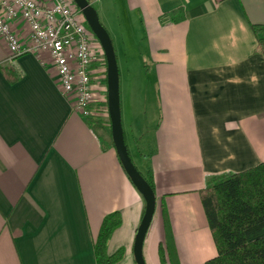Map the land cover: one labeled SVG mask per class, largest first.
<instances>
[{"label":"crops","instance_id":"0c3cea01","mask_svg":"<svg viewBox=\"0 0 264 264\" xmlns=\"http://www.w3.org/2000/svg\"><path fill=\"white\" fill-rule=\"evenodd\" d=\"M98 2L114 44L120 34L140 35L124 78L139 82L149 69L157 83L158 117L147 137L142 112L121 116L136 168L147 162L154 177L145 262L163 264V204L174 255L167 264H205L216 256L199 196L206 177L264 161V51L250 27L264 25V0H122L121 14L114 0ZM179 8L184 18L174 22ZM16 30L26 37L21 24ZM89 118L73 110L51 66L33 54L10 59L0 39V264H97L94 239L114 211L121 224L107 253L122 248L117 264H136L145 202L119 162L109 118L96 130Z\"/></svg>","mask_w":264,"mask_h":264},{"label":"built area","instance_id":"2783aa9c","mask_svg":"<svg viewBox=\"0 0 264 264\" xmlns=\"http://www.w3.org/2000/svg\"><path fill=\"white\" fill-rule=\"evenodd\" d=\"M0 39L10 59L33 54L51 66L75 112L109 118L104 51L73 0H0Z\"/></svg>","mask_w":264,"mask_h":264},{"label":"trees","instance_id":"16d2710c","mask_svg":"<svg viewBox=\"0 0 264 264\" xmlns=\"http://www.w3.org/2000/svg\"><path fill=\"white\" fill-rule=\"evenodd\" d=\"M170 18L174 22L182 20L183 9L171 11ZM250 27L256 36V51H264V25L252 24ZM87 120L94 130L106 121L109 123V120L99 117ZM145 166L146 170L138 171L155 193L153 171L147 162ZM199 196L216 247V256L205 264H264V161L240 172L207 176ZM161 207L166 237L165 243L159 247L160 259L167 264L174 259L173 243L165 207L163 204ZM120 224L119 211L102 219L93 243L97 264H117L122 260V248L114 254L107 253L108 241Z\"/></svg>","mask_w":264,"mask_h":264},{"label":"water","instance_id":"95a60500","mask_svg":"<svg viewBox=\"0 0 264 264\" xmlns=\"http://www.w3.org/2000/svg\"><path fill=\"white\" fill-rule=\"evenodd\" d=\"M73 1L81 10L88 27L99 41L104 51L107 66V110L112 142L122 168L145 202L144 213L136 230L133 255L136 264H146L143 256V243L155 212L156 196L152 188L136 168L126 146L121 122L119 72L110 35L100 23L95 9L88 0Z\"/></svg>","mask_w":264,"mask_h":264},{"label":"rangeland","instance_id":"374dc122","mask_svg":"<svg viewBox=\"0 0 264 264\" xmlns=\"http://www.w3.org/2000/svg\"><path fill=\"white\" fill-rule=\"evenodd\" d=\"M93 7L98 8V5L100 2L99 0L95 1L93 0ZM105 1V0H103ZM116 2V9L118 12L121 14L122 13V6L120 1L122 0H114ZM123 4V2H122ZM115 20V19H114ZM101 23V22H100ZM108 31V30H107ZM109 33V32H108ZM110 35V34H109ZM140 35L138 34H131L129 36L120 34L118 37V40H116L115 44L113 42V47L115 51V55L117 58V66H118V61L120 63V70L122 72V79L119 78V88L122 93H120V104H121V116L122 120L124 119V122H127V120L131 121L133 120V115L135 112V116L138 118L139 112H142L144 114L145 118V124H146V132L144 133V137H147V133L151 131V127L154 126L157 120V97H156V92H157V83L155 82V78L152 74V72L149 71L148 69V75L145 77L144 74L146 72L142 71V75L139 78V82L137 81L134 83L131 81L129 78H124L126 76V71L124 69V63L126 61H131L132 63L134 62V59L137 55L136 53V43L137 39L139 38ZM111 37V36H110ZM126 38V40H125ZM112 39V37H111ZM145 69V67H144ZM139 76V75H138ZM127 87V88H126ZM135 87V88H133ZM126 88V90L124 89ZM132 88L134 89L133 92L136 93V98L132 97L131 98V90ZM124 89V90H123ZM134 99V104L132 103V100ZM107 108V105H106ZM150 130V131H149ZM143 140V139H142ZM140 141L137 148L139 151H143V141ZM142 144V145H141ZM127 147L128 151L131 155V158L134 157L135 153V148L133 147V144L131 143L130 139L127 141ZM135 165H137V162L135 161ZM138 167V166H137Z\"/></svg>","mask_w":264,"mask_h":264}]
</instances>
